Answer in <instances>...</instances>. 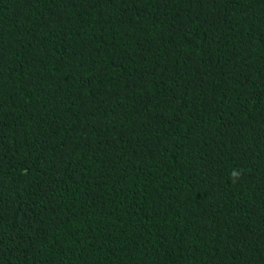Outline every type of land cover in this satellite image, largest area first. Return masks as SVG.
<instances>
[{"label":"trees","instance_id":"1","mask_svg":"<svg viewBox=\"0 0 264 264\" xmlns=\"http://www.w3.org/2000/svg\"><path fill=\"white\" fill-rule=\"evenodd\" d=\"M0 264H264V0H0Z\"/></svg>","mask_w":264,"mask_h":264},{"label":"clouds","instance_id":"2","mask_svg":"<svg viewBox=\"0 0 264 264\" xmlns=\"http://www.w3.org/2000/svg\"><path fill=\"white\" fill-rule=\"evenodd\" d=\"M235 175V173H233Z\"/></svg>","mask_w":264,"mask_h":264}]
</instances>
